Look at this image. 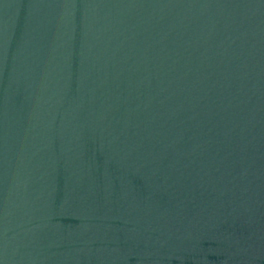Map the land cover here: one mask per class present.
I'll use <instances>...</instances> for the list:
<instances>
[{"label":"water","instance_id":"obj_1","mask_svg":"<svg viewBox=\"0 0 264 264\" xmlns=\"http://www.w3.org/2000/svg\"><path fill=\"white\" fill-rule=\"evenodd\" d=\"M0 264H264V0H0Z\"/></svg>","mask_w":264,"mask_h":264}]
</instances>
